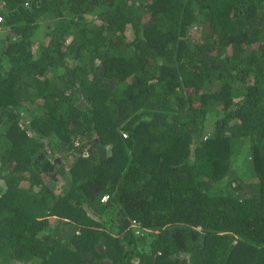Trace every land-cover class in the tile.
Returning <instances> with one entry per match:
<instances>
[{"label": "trees", "instance_id": "trees-1", "mask_svg": "<svg viewBox=\"0 0 264 264\" xmlns=\"http://www.w3.org/2000/svg\"><path fill=\"white\" fill-rule=\"evenodd\" d=\"M0 15V264H264V0Z\"/></svg>", "mask_w": 264, "mask_h": 264}, {"label": "built area", "instance_id": "built-area-1", "mask_svg": "<svg viewBox=\"0 0 264 264\" xmlns=\"http://www.w3.org/2000/svg\"><path fill=\"white\" fill-rule=\"evenodd\" d=\"M4 23H5V20H4V18L0 15V30L2 29ZM124 137H127V135L124 134ZM106 199H107V198H105V200H106Z\"/></svg>", "mask_w": 264, "mask_h": 264}, {"label": "water", "instance_id": "water-1", "mask_svg": "<svg viewBox=\"0 0 264 264\" xmlns=\"http://www.w3.org/2000/svg\"><path fill=\"white\" fill-rule=\"evenodd\" d=\"M80 106H83V104L81 103ZM98 250L100 251V253L104 252V246L102 244H100L98 246ZM106 264H111L110 262H106Z\"/></svg>", "mask_w": 264, "mask_h": 264}, {"label": "rangeland", "instance_id": "rangeland-1", "mask_svg": "<svg viewBox=\"0 0 264 264\" xmlns=\"http://www.w3.org/2000/svg\"><path fill=\"white\" fill-rule=\"evenodd\" d=\"M6 29H4V30H0V41L2 40V39H4L5 38V36H6ZM61 184V183H60Z\"/></svg>", "mask_w": 264, "mask_h": 264}, {"label": "clouds", "instance_id": "clouds-1", "mask_svg": "<svg viewBox=\"0 0 264 264\" xmlns=\"http://www.w3.org/2000/svg\"><path fill=\"white\" fill-rule=\"evenodd\" d=\"M2 16V15H1ZM3 17V16H2ZM4 18V17H3ZM5 20V19H4ZM4 26V25H3ZM1 30H3V27H2V29ZM107 198V197H106ZM104 200H105V198H104ZM107 200V199H106ZM107 262H110V261H107ZM111 263V262H110Z\"/></svg>", "mask_w": 264, "mask_h": 264}]
</instances>
